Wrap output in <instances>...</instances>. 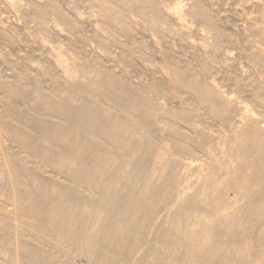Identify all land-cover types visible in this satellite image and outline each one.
<instances>
[{
    "label": "rangeland",
    "instance_id": "374dc122",
    "mask_svg": "<svg viewBox=\"0 0 264 264\" xmlns=\"http://www.w3.org/2000/svg\"><path fill=\"white\" fill-rule=\"evenodd\" d=\"M0 264H264V0H0Z\"/></svg>",
    "mask_w": 264,
    "mask_h": 264
},
{
    "label": "bare ground",
    "instance_id": "6f19581e",
    "mask_svg": "<svg viewBox=\"0 0 264 264\" xmlns=\"http://www.w3.org/2000/svg\"><path fill=\"white\" fill-rule=\"evenodd\" d=\"M17 244V243H16Z\"/></svg>",
    "mask_w": 264,
    "mask_h": 264
}]
</instances>
